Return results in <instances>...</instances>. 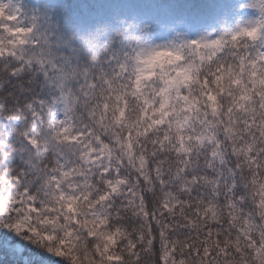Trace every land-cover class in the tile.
<instances>
[{"label":"clouds","instance_id":"clouds-1","mask_svg":"<svg viewBox=\"0 0 264 264\" xmlns=\"http://www.w3.org/2000/svg\"><path fill=\"white\" fill-rule=\"evenodd\" d=\"M227 4L193 30L0 0V264H264V0Z\"/></svg>","mask_w":264,"mask_h":264},{"label":"trees","instance_id":"trees-1","mask_svg":"<svg viewBox=\"0 0 264 264\" xmlns=\"http://www.w3.org/2000/svg\"><path fill=\"white\" fill-rule=\"evenodd\" d=\"M52 6L74 25L83 26L97 19L121 16L159 19L166 23L187 19L196 30L202 22L213 21L224 11L226 3L225 0H56ZM165 34L163 29L156 33L157 37Z\"/></svg>","mask_w":264,"mask_h":264},{"label":"snow or ice","instance_id":"snow-or-ice-1","mask_svg":"<svg viewBox=\"0 0 264 264\" xmlns=\"http://www.w3.org/2000/svg\"><path fill=\"white\" fill-rule=\"evenodd\" d=\"M226 6L224 11L227 12L228 9V4H227V0H225ZM19 17L17 15H5L0 17V34H2L5 30H12L15 31V29L13 28V25L15 24L16 20ZM21 31H24V29H20ZM247 45H237V48L239 49V51H237V49H232L231 52H228L227 55L228 57L233 61V63L239 65L240 62V57H241V53L244 51V48H246ZM264 51V50H262ZM221 56L225 55V53H221ZM248 55V59L252 60L254 55H257V53H254L252 51H249L247 53ZM254 62V61H253ZM247 63V62H245ZM224 66L227 67V63L224 62ZM245 71H247V69H245ZM219 73H217L218 75ZM262 75H264V73H261ZM126 75V74H125ZM204 80H207V77L204 78ZM203 82V81H202ZM121 83L123 84L124 81L122 80ZM139 83V80L137 79V84ZM128 88H131V84H128ZM32 118L35 120L36 119V113L32 114ZM13 123V121H8L7 123H5L4 120L0 119V139H3L4 133L7 132L8 127L11 126V124ZM35 126V125H34ZM0 159H6V157H4L2 154H0ZM31 259V258H30ZM41 261L44 260L43 257L39 258Z\"/></svg>","mask_w":264,"mask_h":264},{"label":"rangeland","instance_id":"rangeland-1","mask_svg":"<svg viewBox=\"0 0 264 264\" xmlns=\"http://www.w3.org/2000/svg\"><path fill=\"white\" fill-rule=\"evenodd\" d=\"M46 0H44L45 2ZM11 3H15L16 2V6H20V5H25L28 7H32L34 5H39V1L38 0H10Z\"/></svg>","mask_w":264,"mask_h":264}]
</instances>
